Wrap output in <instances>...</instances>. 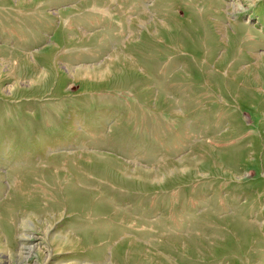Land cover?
Segmentation results:
<instances>
[{
    "label": "rangeland",
    "instance_id": "obj_1",
    "mask_svg": "<svg viewBox=\"0 0 264 264\" xmlns=\"http://www.w3.org/2000/svg\"><path fill=\"white\" fill-rule=\"evenodd\" d=\"M0 264H264V0H0Z\"/></svg>",
    "mask_w": 264,
    "mask_h": 264
},
{
    "label": "bare ground",
    "instance_id": "obj_2",
    "mask_svg": "<svg viewBox=\"0 0 264 264\" xmlns=\"http://www.w3.org/2000/svg\"><path fill=\"white\" fill-rule=\"evenodd\" d=\"M226 83V82H225Z\"/></svg>",
    "mask_w": 264,
    "mask_h": 264
}]
</instances>
